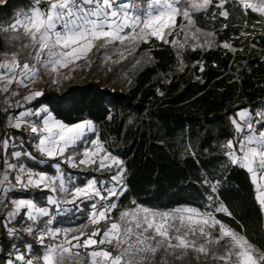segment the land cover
<instances>
[{
    "label": "snow or ice",
    "instance_id": "1",
    "mask_svg": "<svg viewBox=\"0 0 264 264\" xmlns=\"http://www.w3.org/2000/svg\"><path fill=\"white\" fill-rule=\"evenodd\" d=\"M226 2L28 0L11 19L0 20V39L10 45L0 53V93L11 92L4 103L12 107L11 97L18 95L20 88L35 84L41 71L49 76V83L57 84L61 78H70L71 72L81 67L80 61L90 66L93 49L102 50L106 60L117 54L119 58L114 63L127 60L140 44L153 40L179 48L187 46L192 51L210 49L216 34L197 27V14H207L215 7L212 19H227ZM232 2L240 7L245 18L249 12L259 15L253 29L264 22V0ZM6 4L7 0H0V5ZM178 19L182 21L179 24ZM240 35L247 39L251 33ZM180 36L184 37L183 43L178 40ZM216 46L237 51L229 42ZM184 67L181 58L179 71ZM200 70L203 71L202 66ZM42 94L30 90L23 102L15 104L23 110L13 113L8 120L10 128L27 130L31 146L40 157L24 148V140L20 141V150H15L12 138L0 142L4 161V168L0 169V210L12 205V211L0 220V228L15 238L17 230L11 225L21 224L40 247L21 240L23 248L12 244L7 256L0 254V264H182L189 257L197 264H264V246L257 247L246 234L210 211L186 207L161 212L133 201V207L114 217L117 203L113 197L125 193L123 160L109 151L91 119L69 124L55 118L47 107H25ZM60 102L69 108L76 103L70 96L61 97ZM230 123L234 134L223 146L224 157L228 165L250 174L253 200L264 217V185L258 182L264 180V110L239 109ZM9 156L15 162H10ZM46 161L54 174L41 170ZM62 164L81 172L111 175L91 176L78 183L79 177L65 171ZM205 183L211 190L207 199L212 201L219 181ZM31 190L41 195H19ZM82 210H87V215L78 226H53L59 212L75 214ZM214 211L232 215L223 205Z\"/></svg>",
    "mask_w": 264,
    "mask_h": 264
},
{
    "label": "trees",
    "instance_id": "2",
    "mask_svg": "<svg viewBox=\"0 0 264 264\" xmlns=\"http://www.w3.org/2000/svg\"><path fill=\"white\" fill-rule=\"evenodd\" d=\"M27 3L7 0L0 5V20L11 19ZM224 8L229 11L227 19H212L215 7L207 14H197V27L216 34L210 49L185 47L179 51L156 40L142 43L134 53L143 59L126 89L109 87V80L64 83L58 89L43 88L32 105H46L55 118L69 124L91 119L109 151L123 160L126 188L117 198L114 217L133 201L159 208L192 205L207 210L211 190L205 181L218 180L214 197L232 215L215 212L216 218L262 247L264 217L253 200V184L245 170L227 164L223 146L234 134L229 116L244 107L255 112L264 104V22L253 29L260 19L257 13L249 12L245 18L232 0ZM243 32L251 35L245 39L240 35ZM224 42L232 43L237 51L216 46ZM9 47L0 39V53ZM241 48L244 50L239 51ZM181 58L183 71H179ZM66 96L76 101L73 107L60 102ZM2 117L0 113V138L5 131ZM23 140L25 148L40 157ZM40 168L50 169L46 165ZM64 168L79 177L78 183L91 176H110ZM27 241L35 245L33 236H27Z\"/></svg>",
    "mask_w": 264,
    "mask_h": 264
},
{
    "label": "rangeland",
    "instance_id": "3",
    "mask_svg": "<svg viewBox=\"0 0 264 264\" xmlns=\"http://www.w3.org/2000/svg\"><path fill=\"white\" fill-rule=\"evenodd\" d=\"M253 2H254V0H253ZM181 22L182 21H180L179 23H181ZM170 39H172V38H170ZM203 39H204V37L200 38L201 43L203 42ZM178 40L180 43H183L184 37L180 36L178 38ZM17 47H18V45H17ZM175 48L178 49L179 51H181L185 47L179 48L177 45V46H175ZM1 53H3V52H1ZM118 58L119 57L117 54H112V59L106 60L102 50L93 49L92 53H90V55H89V59L91 60L90 66H88L85 61H83V60L80 61L79 64L81 65V67L77 68L75 71H72L70 78H68V79L61 78L60 82L57 84L49 83L48 82L49 76L46 73H44L43 71H41V73H40L41 78L38 79L35 84H30L28 88H20L19 94L14 96V97H11V104L13 105L12 107H9L7 104L4 103L5 99L7 97L11 96V92L0 93V113H2V116H3L2 117L3 118V127L5 130L2 138L3 137H5V139L6 138H12V142H14L16 145L15 150H20V147H19L20 141L23 139L27 140V142L31 146V142L28 139L27 130H22L21 133H14L13 131L8 129L9 128V125H8L9 117H11L13 115V113H16V112L23 110L21 108L15 107L16 102L17 101L23 102L24 96L28 95L30 90L31 91H35V90L41 91L43 88L58 89L59 86H61L64 83H82V82H85L87 80H96V81H100L102 83H104L106 80H109L108 81L109 87H111L113 89H126L133 72L135 71L137 65L139 64V63H137V61L140 62L143 59V56L141 54H135L133 52L132 55L128 56L127 60H124L121 63H114V61H116ZM134 65H135V67H133ZM62 71L66 74V73H68L69 70L64 69ZM12 87L15 88L16 86L13 85ZM32 102L29 104H26L25 107L36 109V110H39V108H41V107H47L44 104H41L39 106H34V105H32ZM5 109H7V111H5ZM261 110H264V104L259 106L255 111H261ZM2 138H0V141ZM24 148H25V146H24ZM31 148H32V146H31ZM25 149H27V148H25ZM12 150L13 149L10 147L8 151L11 152ZM32 151H35V150L32 148ZM0 155H1V151H0ZM22 159H24V158H22ZM9 160H10V162H15V160L13 158H11L10 156H9ZM24 162L27 163L29 166L31 165L30 160H24ZM63 165L67 166L66 164H63ZM70 169H73V168H70ZM75 170H79V169H75ZM66 171H68V169H66ZM113 171H115V169H113ZM68 172H71V171H68ZM20 194H22V193H20ZM137 204L142 205L144 207H148L150 209H156V210L161 211V212L171 211V210L176 209V208H186V207L197 208V207H194L192 205H177V206L172 207V208H159V207H152V206H148V205H143L140 203H137ZM207 205H208V209L202 210V211H210V212L215 213L214 210L223 204L218 202L217 199L214 197V200H212V201L208 200ZM131 207H133V205L128 207V208H124L121 211H123L125 209H129ZM23 223H30V222L24 221ZM17 225H18V227H14L17 230V236L15 238H13V237L7 235L8 238H10V240H8L10 242H9V247L6 251V256L9 254V252L12 251V248H11L12 244H16V245L20 246L21 248H23V245H21V240H25V239L27 240V236H29L26 232H24L21 224H17ZM78 225L79 224H75V223L71 222V223L64 224L63 226H55V225H53V226L54 227H61V228H69V227H76ZM0 254H1V251H0ZM201 259H203V258H201ZM182 264H197V262L193 257H189V258H186L182 262Z\"/></svg>",
    "mask_w": 264,
    "mask_h": 264
},
{
    "label": "crops",
    "instance_id": "4",
    "mask_svg": "<svg viewBox=\"0 0 264 264\" xmlns=\"http://www.w3.org/2000/svg\"><path fill=\"white\" fill-rule=\"evenodd\" d=\"M245 108V107H244ZM244 108H240V109H244ZM248 108V107H247ZM249 109V108H248ZM239 110V109H238ZM237 112V110L234 112V114ZM256 112V111H255ZM234 114H231L229 117H230V120L234 117ZM5 139V137H3L1 139L0 142H2L3 140ZM113 154V153H112ZM115 155V154H113ZM117 156V155H116ZM3 151L1 149V155H0V169H3L4 168V161H3ZM119 157V156H118ZM120 158V157H119ZM33 165V162L31 161V165ZM44 165H48V162L46 161ZM62 167L64 168V165L62 164ZM125 167V166H124ZM65 169V168H64ZM50 174H54V170L52 168H50L49 170L46 169ZM66 171V169H65ZM68 172V171H67ZM73 174V173H72ZM75 175V174H73ZM111 175V174H110ZM76 176V175H75ZM249 177H250V174H249ZM90 178V177H89ZM88 178L84 179V180H87ZM260 184L264 185V180H259L258 181ZM108 186L110 187L111 186V181L109 180V183H108ZM2 187V186H0ZM126 188V186H125ZM253 188H254V185H253ZM30 195H35V196H39L41 195V193H39L38 191H34V190H31L30 192H28ZM5 196H7L8 194H4ZM21 196H23V193L22 194H19ZM3 197H0V199H2ZM113 199L117 202V198L116 197H113ZM69 208H71V206L69 205L68 206ZM12 211V205L9 203L7 204L6 206L3 207L2 210H0V220H2L5 216H7V214L9 212ZM87 215V210H82V212L80 213H72L70 211L68 212H59V214L57 215V218H56V221H54V224L55 226H63L64 224H67V223H75V224H80L82 221L85 220V216ZM59 221V222H57ZM12 227H18L17 224H13L11 225ZM10 240V238H8L7 236V233L3 230V228H0V251H1V254L4 253L5 256H6V251L8 249V247L4 248L3 250V246L5 247V245H8L9 246V242L8 241ZM4 251V252H3Z\"/></svg>",
    "mask_w": 264,
    "mask_h": 264
}]
</instances>
